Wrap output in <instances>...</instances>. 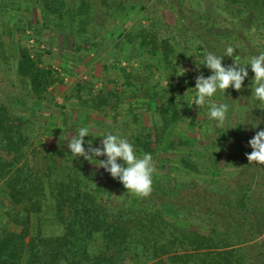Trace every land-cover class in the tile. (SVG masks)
Returning a JSON list of instances; mask_svg holds the SVG:
<instances>
[{"label": "trees", "instance_id": "1", "mask_svg": "<svg viewBox=\"0 0 264 264\" xmlns=\"http://www.w3.org/2000/svg\"><path fill=\"white\" fill-rule=\"evenodd\" d=\"M39 1L43 2L44 23L49 19L47 11H51L59 24L71 28L77 48L85 44L100 45L98 33L90 32L88 26L92 19L89 17L92 16L89 15L91 3L95 0H77L74 7L70 4L67 10L68 0ZM225 1L223 9L233 16L232 21L229 19L233 27L217 36L235 52L227 58L224 56L226 48H215L224 56L222 63L227 67L233 64L236 56L242 63L255 56L251 48L259 46L256 32L260 34L259 40L264 41V0ZM5 3L9 2L5 0ZM198 3L196 11L201 16H191L189 23L200 32L203 42L211 45L210 35L216 29V18L202 10L201 0ZM129 5L135 8L136 2ZM248 12L253 18L250 27L245 24ZM150 21V26L154 27L156 19ZM150 26L139 29L140 48L149 47L150 53L173 68L188 60L177 51L170 36L161 37L158 31L150 30ZM0 30L1 39L11 35L5 21ZM11 37L14 39L13 35ZM13 39L10 56L4 55L5 61L10 57L16 60L18 72L28 84L30 93L44 97L57 81L55 70L42 66L40 48L41 51L32 54L22 41L17 43ZM133 39L127 36L126 41L132 43ZM15 43L19 46L17 55ZM194 50L202 53L204 48L198 45ZM246 67L249 75L242 89L236 91L229 87L227 95L221 96L225 101L232 98L237 105L236 131L242 133L243 127L247 128L246 149L240 150L237 141L231 140L223 150L220 138L209 139L210 143L201 148L200 143L186 140L187 135L178 133V144L187 148L175 154V170L183 168L192 175L211 174V178H219L226 184L225 190L219 191L198 187V180L191 183L190 191L181 190L186 183L181 187L173 186L175 179L156 167L153 190L146 198L128 192L103 168L100 171L106 176L96 184L89 180L91 177L86 172L88 160L71 153L69 157L64 149L49 157L29 150L33 142L31 135L26 133L32 127L30 120L16 116L6 106L0 107V183L5 185L6 193L5 206L0 205L4 211L0 213V264H264V165L249 163L246 156L252 151L248 141L256 132L264 130V109L252 96L254 73L250 65ZM157 75L126 74L123 86L128 88L125 93L111 91L109 96L98 94L92 100H85L86 103L91 101L93 112L103 114L108 108L103 110L102 105L111 104L113 111L121 115L126 100L124 95L136 98L135 103L128 105V115L138 124L144 114L140 109L146 107L152 115L153 130L138 125L139 130H130L129 142L137 156L148 153L153 160H157L158 154L178 146L169 135L174 124L182 119L179 100L185 99L186 91H190L188 84L193 83L191 77L179 74L175 75L177 85L173 84L175 78L171 84L157 79V83H153ZM139 91H144L145 100H138ZM112 96L116 102L112 101ZM256 124L258 127H253ZM204 131L208 137L210 130ZM216 131L221 133V128L217 127ZM241 152H245L247 160L236 165L234 155ZM100 157L97 160L106 159V156ZM202 157L209 159L208 165L200 162ZM117 162L123 164L121 160ZM226 165H236L238 170L229 176L224 168ZM163 167L167 166L163 164ZM192 190L196 191L192 193ZM169 206L189 207L204 230L187 223L180 226L178 214L174 215L175 221L168 220Z\"/></svg>", "mask_w": 264, "mask_h": 264}, {"label": "rangeland", "instance_id": "2", "mask_svg": "<svg viewBox=\"0 0 264 264\" xmlns=\"http://www.w3.org/2000/svg\"><path fill=\"white\" fill-rule=\"evenodd\" d=\"M14 1L16 2L14 3ZM76 1L68 0L65 9L67 10L70 4L74 7ZM120 1L95 0L91 3L89 15L92 16L89 17L92 19L90 18L88 25L89 31L98 33L100 45L90 47L85 44L81 48H77L74 45L75 36L73 37L71 34V28L59 24L56 19L57 16H53L51 11H47L49 19L44 23L43 2L39 0H6L9 4L5 3V0H0V26L5 21L16 42L22 41L32 54L42 50V66L55 70L54 74L57 78V81L49 88L44 97L40 98L30 93L28 84L18 72L16 60L12 57L8 58L7 61L4 59V55L5 57L10 56V48L12 47L10 45H12L13 38L10 34L5 35L2 39L0 36V107L6 106L16 116L30 120L32 127L26 133L31 135L33 142L29 150L34 149L33 151H37L41 157L43 155L49 157V155L57 154L64 149L69 156L71 151L68 148V141L77 134L81 127L89 129L90 135L84 138L86 150L89 140L92 141L93 147H102L100 136L104 138L108 133L117 134L129 141L131 132L134 129L139 130V126L153 130L152 115L146 111V107H140V111L144 114L138 124L132 122L133 117L127 113L128 105L137 100L133 97L128 98V94L124 95L126 100L123 102L121 115L116 110L113 111L114 107H111V104L109 106L103 104L102 109L107 110L108 108V110L99 114L93 112L91 101L85 102V100H92L98 94L109 96L111 91L125 93V89L128 88L123 86L127 80L126 74H150V76L158 74L152 82L155 83L156 81L157 83V80H162L165 84L172 82L176 74L182 75L184 78H192L193 83L188 84L190 91H186L184 100H179L183 109L182 119L174 124L171 135H169V138L177 144L178 135L184 134L187 135L186 140L190 139L200 143L201 148L203 144L210 143L209 139L218 140L220 138L219 144L223 150L231 140L237 141L240 150L246 149L244 137L247 135V128L243 127L242 133L236 131L238 120H236L235 115H237L238 108L236 104H233L232 98L226 101L222 99L221 96L227 94L218 90L213 97L209 98L210 102L226 103L229 106L224 125L219 127L221 133L216 131L217 121L209 116V103L199 108L195 104L189 106L195 98L196 77L203 74L207 78L212 74L211 70L202 64L204 50L200 53L194 48L201 45L208 52L217 56H222L220 52L216 51L217 47L220 50L227 48L223 40L218 38L220 36H217L226 28L231 30L233 27V22L231 23L233 16L223 9L227 4L226 1L201 0L203 3L202 10L216 18V24H214L216 29L212 30L210 35L211 45L206 41L204 43L200 32L198 33L189 23L191 16H201V13L196 11L199 8L198 0H122L121 4L124 5H121ZM131 2H136L135 8L130 7L129 3ZM237 7L238 5L231 6V8ZM246 17L245 24L250 27L253 19L252 14L248 12ZM150 19H156L154 27L150 26ZM203 20L205 21V19ZM241 20L244 21L243 18ZM237 25L239 26V24ZM142 26L144 28L150 26V30L158 31L161 37L170 36L178 47L177 51L187 56L188 60L181 62V65L176 66V69L170 65H164L157 56L148 51L150 50L149 47L140 48L142 38L139 29ZM219 26L221 28H218ZM259 35L256 32L259 46L251 48L255 52V56L264 52V41L259 40ZM127 36L134 38L132 43L126 41ZM3 41L5 46L1 45L4 44ZM17 43H15L14 50L17 52L16 55L19 52ZM227 58L229 57L227 56ZM177 78L173 82L175 85L178 84ZM173 88L177 89V86H173ZM79 94L82 99L79 98ZM166 97L169 98V96ZM111 98L113 102H116L115 97L112 96ZM137 98H139L138 100H145L144 91H139ZM127 122L130 124L127 125ZM207 128L210 130L208 137L205 136L204 131ZM185 148H187L185 145L178 144L176 148H171L170 152L158 154L157 160H153L154 166L175 179L173 186L177 184L181 187L186 183V186L181 187V190L190 191L189 186L195 180H198V187L203 189L225 190L226 184L221 182L219 178H211V174L206 176L202 174L192 175L191 172L187 174L188 170L183 168L175 170V161H173L175 154H180L185 151ZM244 153L234 155L237 160L236 165L247 160ZM79 158L82 159L83 157ZM202 158L204 159L200 162L208 165L209 159L207 157ZM163 164L167 167H163ZM222 164L224 165V163ZM236 165L235 167L224 166L229 176L238 170ZM86 172L91 177L89 180L96 182V184L102 182L106 176L105 173H101L100 167L91 162H88ZM195 191L192 190V193ZM5 194V185L0 183V205L5 206ZM176 207H168L170 209L167 215L168 220L175 221L174 215L178 214L180 216L177 221L180 226L187 223L202 231L204 230L189 207L179 209ZM0 213H4L3 208L0 209Z\"/></svg>", "mask_w": 264, "mask_h": 264}, {"label": "clouds", "instance_id": "3", "mask_svg": "<svg viewBox=\"0 0 264 264\" xmlns=\"http://www.w3.org/2000/svg\"><path fill=\"white\" fill-rule=\"evenodd\" d=\"M235 49L231 46L226 48L225 55L232 57ZM203 65L211 70L207 78L203 74L196 77L195 98L189 106L195 104L198 108L209 103V116L217 121L218 127H223L227 118L228 104L210 102L217 91L225 93L229 87L240 91L248 77L247 65H250L254 77L251 84L252 96L260 102L261 109H264V52L252 56L247 62L242 63L236 56L232 65L225 67L222 63L224 56H217L204 49ZM253 127H258L256 124ZM89 129L81 127L78 133L68 141V148L71 154L76 157H83L85 160L96 164L118 179L124 188L142 198L150 196L153 190V174L155 166L151 154L145 153L139 157L135 153L134 146L126 139L117 134L108 133L101 140L102 147H93L92 141H88L87 150L84 147L86 136H89ZM252 148L251 153H246L249 163L256 162L264 165V130L256 132L255 136L248 141ZM106 156L105 160H97L96 157ZM123 161V164L117 161ZM126 165V166H125Z\"/></svg>", "mask_w": 264, "mask_h": 264}]
</instances>
